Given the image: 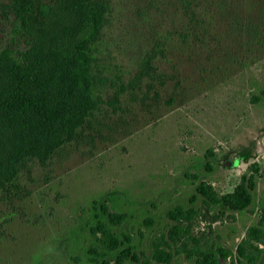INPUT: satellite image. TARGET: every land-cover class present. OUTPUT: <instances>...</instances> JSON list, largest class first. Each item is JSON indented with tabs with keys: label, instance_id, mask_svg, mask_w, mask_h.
I'll return each mask as SVG.
<instances>
[{
	"label": "rangeland",
	"instance_id": "rangeland-1",
	"mask_svg": "<svg viewBox=\"0 0 264 264\" xmlns=\"http://www.w3.org/2000/svg\"><path fill=\"white\" fill-rule=\"evenodd\" d=\"M60 1L0 0V56L23 66L43 32L56 35L54 10L69 15ZM85 1L103 10L83 57L96 106L45 161L0 176V264H96L89 224L104 201L127 214L116 232L148 254L173 223L167 212L193 208V237L232 250L230 264L249 228L264 227V0ZM253 163L245 210L198 195L202 182L233 192ZM170 264L196 262L182 253Z\"/></svg>",
	"mask_w": 264,
	"mask_h": 264
},
{
	"label": "trees",
	"instance_id": "trees-1",
	"mask_svg": "<svg viewBox=\"0 0 264 264\" xmlns=\"http://www.w3.org/2000/svg\"><path fill=\"white\" fill-rule=\"evenodd\" d=\"M60 9L69 10V15L63 17L59 9L54 10L56 19L52 17L50 25L51 29L56 25V35L48 37L51 33L43 32L23 66L9 52L0 56V176L8 181L29 156L45 161L54 149L70 141L96 106L83 57L99 29L102 7L85 0H61ZM16 10L25 24L24 9ZM70 18L75 26L70 25ZM259 171L258 163L250 165L231 193L220 195L205 182L198 184L197 193L209 204L245 210L253 202ZM92 209L91 243L86 251L96 264H111V255L116 264H170L182 253L196 264H222L234 255L221 244L203 247L193 237L191 222L197 214L193 208L177 205L167 212L173 223L168 232L150 241L149 254L135 251L129 234L116 232L127 218L125 212L112 211L108 201L94 203ZM144 223L151 226L154 220ZM242 260L248 264L264 261L263 225L249 228L230 264Z\"/></svg>",
	"mask_w": 264,
	"mask_h": 264
}]
</instances>
